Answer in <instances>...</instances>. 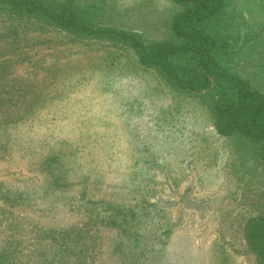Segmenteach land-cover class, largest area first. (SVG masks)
<instances>
[{
	"label": "rangeland",
	"instance_id": "rangeland-1",
	"mask_svg": "<svg viewBox=\"0 0 264 264\" xmlns=\"http://www.w3.org/2000/svg\"><path fill=\"white\" fill-rule=\"evenodd\" d=\"M93 1L105 22L150 40L168 36L179 10L170 0ZM230 6L241 37L231 43L235 68L264 91V0ZM8 24L0 15V93L12 92L0 97L20 120L0 126V184L29 196L14 205L0 196V250L10 264H51L58 245L45 233L69 226L81 235L68 240V264H127L110 250L111 231L76 206L88 179L111 192L135 160L162 165L150 201L162 203L173 231L167 255L148 253L145 264H254L242 228L264 212V170L215 133L197 99L167 88L120 45ZM48 164L61 171V191L47 186Z\"/></svg>",
	"mask_w": 264,
	"mask_h": 264
},
{
	"label": "trees",
	"instance_id": "trees-1",
	"mask_svg": "<svg viewBox=\"0 0 264 264\" xmlns=\"http://www.w3.org/2000/svg\"><path fill=\"white\" fill-rule=\"evenodd\" d=\"M170 1L179 10L169 21L168 36L161 40L146 39L133 30L105 22L100 6L93 0H0V15L9 20L8 25L14 22L27 29L62 33L71 41L107 42L131 50L135 62L156 73L167 88L197 99L211 115L215 133L232 141L236 150L245 152L247 159L264 170V91L255 88L235 68L239 50L231 43L239 44L241 37L230 0ZM2 92L0 95L12 93ZM4 101L0 97V112L6 108ZM1 114L5 116L0 126L20 120L6 110ZM130 168L133 171L129 178L111 192L102 179H88L76 207L91 223L111 231L112 253L126 259L127 264H145L148 253L161 258L167 255L173 231L167 225L162 203L150 201L154 192L152 177L162 165H139L135 160ZM60 174L56 165L48 164L47 186L61 191L65 180ZM0 196L11 205L29 199L27 194L4 190L1 184ZM76 229L69 226L46 231V237L58 245L51 264H68L66 255L73 253L68 240L77 241L81 235ZM242 239L254 264H264V212L245 219ZM0 264H10L3 249ZM168 264L173 263L168 260Z\"/></svg>",
	"mask_w": 264,
	"mask_h": 264
}]
</instances>
